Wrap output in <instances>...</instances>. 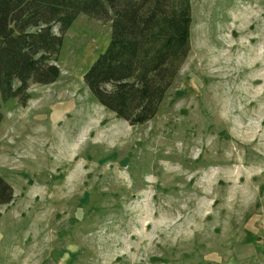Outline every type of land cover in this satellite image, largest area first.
Returning <instances> with one entry per match:
<instances>
[{"label":"rangeland","instance_id":"374dc122","mask_svg":"<svg viewBox=\"0 0 264 264\" xmlns=\"http://www.w3.org/2000/svg\"><path fill=\"white\" fill-rule=\"evenodd\" d=\"M190 4L188 56L149 122L84 85L110 37L86 15L56 82L1 104L0 264H264V0Z\"/></svg>","mask_w":264,"mask_h":264},{"label":"trees","instance_id":"16d2710c","mask_svg":"<svg viewBox=\"0 0 264 264\" xmlns=\"http://www.w3.org/2000/svg\"><path fill=\"white\" fill-rule=\"evenodd\" d=\"M190 5V0H0V122L1 104L17 99L24 106L30 82H56L53 57L79 15L110 23L105 49L83 76L87 90L128 125L149 122L188 56ZM12 198L0 177V206Z\"/></svg>","mask_w":264,"mask_h":264}]
</instances>
